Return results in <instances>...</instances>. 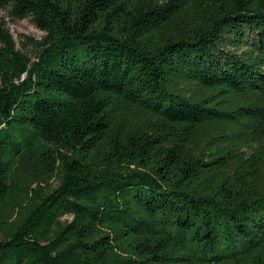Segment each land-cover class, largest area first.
<instances>
[{"label": "trees", "instance_id": "16d2710c", "mask_svg": "<svg viewBox=\"0 0 264 264\" xmlns=\"http://www.w3.org/2000/svg\"><path fill=\"white\" fill-rule=\"evenodd\" d=\"M0 9V264H264V0Z\"/></svg>", "mask_w": 264, "mask_h": 264}, {"label": "rangeland", "instance_id": "374dc122", "mask_svg": "<svg viewBox=\"0 0 264 264\" xmlns=\"http://www.w3.org/2000/svg\"><path fill=\"white\" fill-rule=\"evenodd\" d=\"M0 16H4L6 26L13 36L16 48L28 54H33L34 48L31 44H22V42H26V38H24L23 35H28L34 39H40L44 33L33 24L31 18L25 17L13 22L6 16V11L3 9H0Z\"/></svg>", "mask_w": 264, "mask_h": 264}]
</instances>
